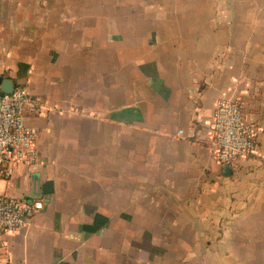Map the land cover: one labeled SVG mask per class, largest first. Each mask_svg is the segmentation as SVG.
Returning <instances> with one entry per match:
<instances>
[{
  "label": "crops",
  "instance_id": "obj_1",
  "mask_svg": "<svg viewBox=\"0 0 264 264\" xmlns=\"http://www.w3.org/2000/svg\"><path fill=\"white\" fill-rule=\"evenodd\" d=\"M158 2L0 0V76L44 102L26 118L39 162L0 182L44 208L0 233V264H264V73L230 28ZM224 97L257 130L230 164Z\"/></svg>",
  "mask_w": 264,
  "mask_h": 264
},
{
  "label": "built area",
  "instance_id": "obj_2",
  "mask_svg": "<svg viewBox=\"0 0 264 264\" xmlns=\"http://www.w3.org/2000/svg\"><path fill=\"white\" fill-rule=\"evenodd\" d=\"M42 103L41 96L20 84L14 85L12 93L0 96V182L11 178L17 165L39 162L38 130L29 126L26 118L40 112ZM256 134L255 125L245 117L240 99L224 97L218 100L212 139L221 164L254 154ZM43 208L42 200L0 192V233L20 232Z\"/></svg>",
  "mask_w": 264,
  "mask_h": 264
},
{
  "label": "rangeland",
  "instance_id": "obj_3",
  "mask_svg": "<svg viewBox=\"0 0 264 264\" xmlns=\"http://www.w3.org/2000/svg\"><path fill=\"white\" fill-rule=\"evenodd\" d=\"M144 1L142 0V3ZM158 1L150 0L159 3ZM162 2L171 9L182 10L187 19L215 22L222 30L230 28L231 37H234L239 46L233 56L238 60L243 53L245 60L249 61L245 64L251 66L252 72H257L256 76L264 73V65H260L261 59H264V0H162ZM198 6L204 8L205 18L198 17L194 12V7ZM250 54L251 58L246 56ZM239 99L245 107L244 100ZM261 161L264 165V158H261Z\"/></svg>",
  "mask_w": 264,
  "mask_h": 264
},
{
  "label": "water",
  "instance_id": "obj_4",
  "mask_svg": "<svg viewBox=\"0 0 264 264\" xmlns=\"http://www.w3.org/2000/svg\"><path fill=\"white\" fill-rule=\"evenodd\" d=\"M13 88H14V82L12 79L0 76V96L12 93ZM224 168L226 170L225 174H227V170L230 169V165H225Z\"/></svg>",
  "mask_w": 264,
  "mask_h": 264
}]
</instances>
